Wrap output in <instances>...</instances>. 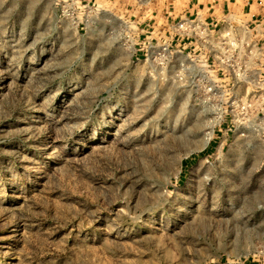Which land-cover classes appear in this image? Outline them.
<instances>
[{"label":"rangeland","instance_id":"rangeland-1","mask_svg":"<svg viewBox=\"0 0 264 264\" xmlns=\"http://www.w3.org/2000/svg\"><path fill=\"white\" fill-rule=\"evenodd\" d=\"M69 2L0 0V264H264V135Z\"/></svg>","mask_w":264,"mask_h":264},{"label":"built area","instance_id":"built-area-1","mask_svg":"<svg viewBox=\"0 0 264 264\" xmlns=\"http://www.w3.org/2000/svg\"><path fill=\"white\" fill-rule=\"evenodd\" d=\"M92 8L70 0L63 15L80 25ZM86 17V18H85ZM170 39L145 44L146 59L157 67L178 69L176 78L185 80L197 102L214 113L219 128L227 122L241 134L264 135V50L236 25L214 33L199 17H186L168 28ZM193 42L199 54L184 55V42ZM175 43V45L173 44ZM184 43V44H183Z\"/></svg>","mask_w":264,"mask_h":264},{"label":"crops","instance_id":"crops-1","mask_svg":"<svg viewBox=\"0 0 264 264\" xmlns=\"http://www.w3.org/2000/svg\"><path fill=\"white\" fill-rule=\"evenodd\" d=\"M88 4L92 11L117 15L128 22L126 27L133 28L136 34L137 58L146 57L145 44H154L170 39L169 25L186 17L203 19L214 33L236 25L248 39L257 42L264 50V0H77ZM101 5L102 8H101ZM129 21H132L129 23ZM132 27V28H130ZM185 43V44H184ZM184 55L189 59L199 54L200 48L193 42H184ZM175 45V43H173ZM224 129L230 131L229 122ZM222 125V126H223ZM222 126L219 130H222Z\"/></svg>","mask_w":264,"mask_h":264},{"label":"trees","instance_id":"trees-1","mask_svg":"<svg viewBox=\"0 0 264 264\" xmlns=\"http://www.w3.org/2000/svg\"><path fill=\"white\" fill-rule=\"evenodd\" d=\"M187 161H188V160H184V161H183V165H184V166H186L185 163H186Z\"/></svg>","mask_w":264,"mask_h":264}]
</instances>
